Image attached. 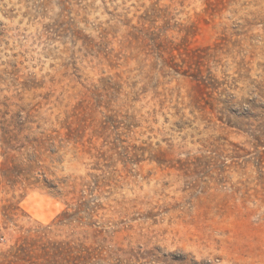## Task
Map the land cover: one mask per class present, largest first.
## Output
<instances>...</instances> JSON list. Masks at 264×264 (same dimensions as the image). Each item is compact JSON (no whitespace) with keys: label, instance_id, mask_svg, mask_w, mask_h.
<instances>
[{"label":"rangeland","instance_id":"obj_1","mask_svg":"<svg viewBox=\"0 0 264 264\" xmlns=\"http://www.w3.org/2000/svg\"><path fill=\"white\" fill-rule=\"evenodd\" d=\"M0 264H264V0H0Z\"/></svg>","mask_w":264,"mask_h":264},{"label":"trees","instance_id":"obj_2","mask_svg":"<svg viewBox=\"0 0 264 264\" xmlns=\"http://www.w3.org/2000/svg\"><path fill=\"white\" fill-rule=\"evenodd\" d=\"M2 138H3V141H4V145H6V148L7 149L11 148V146H10V140H9L10 137H9V135H7V132L4 133V135L2 134ZM5 152H7V150H5Z\"/></svg>","mask_w":264,"mask_h":264}]
</instances>
